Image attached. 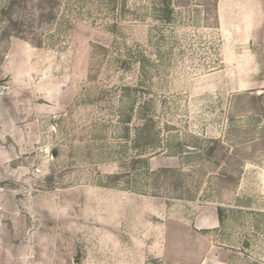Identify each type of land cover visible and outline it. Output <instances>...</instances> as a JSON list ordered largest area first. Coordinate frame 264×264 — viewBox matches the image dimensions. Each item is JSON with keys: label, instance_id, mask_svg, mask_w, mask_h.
I'll return each mask as SVG.
<instances>
[{"label": "rangeland", "instance_id": "374dc122", "mask_svg": "<svg viewBox=\"0 0 264 264\" xmlns=\"http://www.w3.org/2000/svg\"><path fill=\"white\" fill-rule=\"evenodd\" d=\"M2 8L0 264H264V0Z\"/></svg>", "mask_w": 264, "mask_h": 264}, {"label": "trees", "instance_id": "16d2710c", "mask_svg": "<svg viewBox=\"0 0 264 264\" xmlns=\"http://www.w3.org/2000/svg\"><path fill=\"white\" fill-rule=\"evenodd\" d=\"M14 1H16V0H7V6L10 7ZM177 5H178V0H161L162 9H164L168 13H170L172 11V9ZM5 10H6L5 8L1 9V17L0 18H3V20L5 21L2 34H3V36H11V35L17 36L21 30L20 29L21 23L18 21H12L9 18L4 17L5 16ZM248 97L251 100V102H253V106L255 104L254 102H256V99H262L261 94L258 96H254L252 94H249ZM208 153L213 154V158H215V156H216L217 158H220V159L223 156V154H225L224 151L222 153V150L218 151V149H216L215 145L208 147ZM218 153L220 154L221 157H219ZM210 156H212V155H210Z\"/></svg>", "mask_w": 264, "mask_h": 264}]
</instances>
